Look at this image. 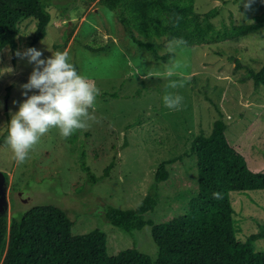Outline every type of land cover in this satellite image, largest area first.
<instances>
[{"label": "rangeland", "instance_id": "rangeland-1", "mask_svg": "<svg viewBox=\"0 0 264 264\" xmlns=\"http://www.w3.org/2000/svg\"><path fill=\"white\" fill-rule=\"evenodd\" d=\"M51 20L46 37L34 46L49 58L67 51L77 71L101 91L119 98L97 97L95 115L99 123L87 131H76L65 139L58 129L50 130L30 152L24 164H17L7 145L9 122L26 99L21 85L33 70L27 58L13 65L11 50L0 55V173L3 194L0 213L5 215L9 237L13 217L36 205L50 204L63 209L73 221V231L85 234L94 229L107 236V252L135 248L152 259L158 247L150 226L126 232L105 218L110 207L135 209L153 190L160 164L169 177L157 185L159 201L147 215L163 223L182 214L197 196L195 156L190 152L195 138L210 139L218 118L217 106L228 125L227 138L247 159L248 166L264 173V86L255 87L247 68L264 66V28L257 33L208 46L188 47L177 40H157L160 55L173 53L168 62L156 60L136 45L119 22L116 13L100 0H45ZM240 0H196V13L220 8L213 19L222 29L234 24L254 23L264 12V0H254L246 8ZM239 5V7H238ZM36 19L20 23L18 51L30 47ZM87 47H105L91 52ZM173 68L176 75L166 78ZM170 81L182 87H169ZM166 93L183 97L180 110L164 107ZM34 94L29 92L28 95ZM212 134L210 135V133ZM85 160L98 177L93 184L82 167ZM115 167L105 177V170ZM237 239L241 242L264 225V190L232 192ZM264 257V238L254 244Z\"/></svg>", "mask_w": 264, "mask_h": 264}, {"label": "trees", "instance_id": "trees-1", "mask_svg": "<svg viewBox=\"0 0 264 264\" xmlns=\"http://www.w3.org/2000/svg\"><path fill=\"white\" fill-rule=\"evenodd\" d=\"M100 3L116 13L136 45L164 62L174 54L160 55L156 47L159 39L201 47L241 38L264 28L263 12L254 17V23H232L219 29L213 19L220 14V8L196 13V0H100ZM248 17L246 9L244 18ZM29 18L37 21L30 43L34 47L46 37L51 20L45 0H0V55L9 47L13 65L19 58L16 52L20 23ZM87 50L105 52L107 48L87 47ZM235 63L248 69L256 88L264 86V66L257 72L238 60ZM100 96L119 98L118 94L107 92ZM215 108L218 118L213 137L195 138L190 147L196 160L197 196L189 201L182 214L163 223L146 217L157 208V185L168 179L167 166L171 161L159 165L153 190L139 206L110 207L106 212L108 222L126 232L150 226L158 247L156 259L135 248L109 255L107 236L102 230L76 234L73 221L63 209L44 204L30 208L21 217H13L9 237L6 217L0 213V264H264V257L254 250L255 242L264 238V225H260V233L239 241L231 201L232 192L264 190V173L253 171L245 156L231 145L226 135L228 125L220 109ZM82 167L96 184L98 177L84 159ZM114 167L115 161L105 170V177ZM213 193H220L221 198L214 199Z\"/></svg>", "mask_w": 264, "mask_h": 264}, {"label": "clouds", "instance_id": "clouds-1", "mask_svg": "<svg viewBox=\"0 0 264 264\" xmlns=\"http://www.w3.org/2000/svg\"><path fill=\"white\" fill-rule=\"evenodd\" d=\"M246 9L254 0H240ZM239 3V4H240ZM239 7V5H238ZM20 58H27L33 65L28 82L21 85L22 95L26 97L12 116L6 139L17 164H24L30 152L41 138L52 129H58L67 139L76 131H87L92 124L99 123L95 115L97 97L100 89L81 75L71 63L70 54L56 52L49 58H41L43 53L34 47L16 52ZM176 75L173 68L164 73L166 78ZM182 82L170 81L169 87H182ZM29 92L34 94L28 95ZM163 104L169 110L178 111L183 104L179 94L166 93ZM220 199V193H213Z\"/></svg>", "mask_w": 264, "mask_h": 264}, {"label": "water", "instance_id": "water-1", "mask_svg": "<svg viewBox=\"0 0 264 264\" xmlns=\"http://www.w3.org/2000/svg\"><path fill=\"white\" fill-rule=\"evenodd\" d=\"M3 175L0 173V194H3ZM2 205V202L0 201V206Z\"/></svg>", "mask_w": 264, "mask_h": 264}, {"label": "crops", "instance_id": "crops-1", "mask_svg": "<svg viewBox=\"0 0 264 264\" xmlns=\"http://www.w3.org/2000/svg\"><path fill=\"white\" fill-rule=\"evenodd\" d=\"M212 134V132L210 133V135Z\"/></svg>", "mask_w": 264, "mask_h": 264}]
</instances>
